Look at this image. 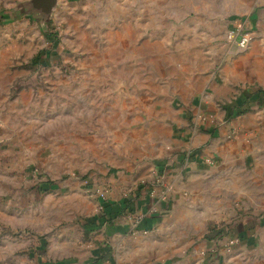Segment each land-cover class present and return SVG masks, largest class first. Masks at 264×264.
<instances>
[{
  "label": "rangeland",
  "instance_id": "374dc122",
  "mask_svg": "<svg viewBox=\"0 0 264 264\" xmlns=\"http://www.w3.org/2000/svg\"><path fill=\"white\" fill-rule=\"evenodd\" d=\"M258 92L264 0H0V264H98L83 227L108 175L146 161L200 97Z\"/></svg>",
  "mask_w": 264,
  "mask_h": 264
},
{
  "label": "crops",
  "instance_id": "0c3cea01",
  "mask_svg": "<svg viewBox=\"0 0 264 264\" xmlns=\"http://www.w3.org/2000/svg\"><path fill=\"white\" fill-rule=\"evenodd\" d=\"M214 96L193 101L177 127L154 141L146 161L108 175L110 195L91 228L83 227L100 238L88 253L98 264H264V94L223 106ZM200 112L220 123L195 126ZM162 180L171 191L159 201ZM221 232L226 240L215 236ZM119 249L124 253L116 258L111 251ZM191 250L208 252L189 259Z\"/></svg>",
  "mask_w": 264,
  "mask_h": 264
},
{
  "label": "built area",
  "instance_id": "2783aa9c",
  "mask_svg": "<svg viewBox=\"0 0 264 264\" xmlns=\"http://www.w3.org/2000/svg\"><path fill=\"white\" fill-rule=\"evenodd\" d=\"M248 43H249V36L244 32L240 36V40H239L238 44L240 46H242V47H245V46H247ZM235 130H236L235 128L232 129V134L231 135H233L234 132L236 133ZM97 197H98V199H100L102 201L106 199L105 198V193L104 194L103 193H99V194H97ZM141 219H142V216L141 215H138V216L135 215L134 217H132V220H133V224H132L133 225V230H137L138 224L140 223Z\"/></svg>",
  "mask_w": 264,
  "mask_h": 264
},
{
  "label": "water",
  "instance_id": "95a60500",
  "mask_svg": "<svg viewBox=\"0 0 264 264\" xmlns=\"http://www.w3.org/2000/svg\"><path fill=\"white\" fill-rule=\"evenodd\" d=\"M38 1H40V3H44V1L46 2V3H48L50 0H38ZM53 0H51V2H52Z\"/></svg>",
  "mask_w": 264,
  "mask_h": 264
},
{
  "label": "trees",
  "instance_id": "16d2710c",
  "mask_svg": "<svg viewBox=\"0 0 264 264\" xmlns=\"http://www.w3.org/2000/svg\"><path fill=\"white\" fill-rule=\"evenodd\" d=\"M247 109V108H246ZM127 207V206H126Z\"/></svg>",
  "mask_w": 264,
  "mask_h": 264
}]
</instances>
